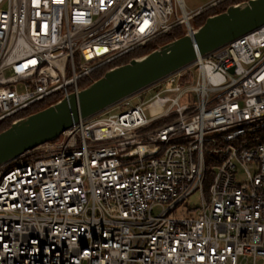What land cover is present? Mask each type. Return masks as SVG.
I'll list each match as a JSON object with an SVG mask.
<instances>
[{"label": "built area", "instance_id": "obj_1", "mask_svg": "<svg viewBox=\"0 0 264 264\" xmlns=\"http://www.w3.org/2000/svg\"><path fill=\"white\" fill-rule=\"evenodd\" d=\"M224 1L0 0V122ZM0 264H264V24L0 164Z\"/></svg>", "mask_w": 264, "mask_h": 264}, {"label": "water", "instance_id": "obj_2", "mask_svg": "<svg viewBox=\"0 0 264 264\" xmlns=\"http://www.w3.org/2000/svg\"><path fill=\"white\" fill-rule=\"evenodd\" d=\"M264 24V0H246L209 16L193 37L175 38L113 67L77 94L14 121L0 132V164L56 140L74 121L100 113Z\"/></svg>", "mask_w": 264, "mask_h": 264}, {"label": "trees", "instance_id": "obj_3", "mask_svg": "<svg viewBox=\"0 0 264 264\" xmlns=\"http://www.w3.org/2000/svg\"><path fill=\"white\" fill-rule=\"evenodd\" d=\"M242 1H246V0H226L224 2H221L217 6H215L211 9L205 11L204 13L196 16L192 22L194 25L200 26L206 21V19L209 16L221 13V12L225 11L230 5H232L234 3H240ZM183 35H184L183 26H181V25L176 26L167 34H162L160 36H157L156 38H154L151 41H149L148 43H146L144 46L138 47L134 51H132L129 54H126L123 57L117 59L116 61L109 64L108 66L102 67V68L94 71L90 77H86V78L81 79L79 84L82 88L87 87L89 84L92 83V81L97 80L101 76H103V74L106 71H108L109 69L116 67V66H119V65L126 64L133 58L141 57L145 54H148L151 51H153L154 49H156L158 46L163 45V44H165V43H167V42H169L175 38L181 37ZM163 37H167L168 39L159 43V40ZM60 98H61L60 96H56L53 98H48V99L41 101L35 105H32L29 108H27L26 110L20 112L18 117H26L32 113L38 112V111L50 106L51 104L57 102ZM12 123H13V119H8V120H5L3 122H0V132L7 129ZM213 156H214V153L209 152V151H207L205 154L206 166H207L206 177H205V188L206 189L210 185V182H211V179L213 176V172H214L213 166L216 164V161L214 160Z\"/></svg>", "mask_w": 264, "mask_h": 264}, {"label": "rangeland", "instance_id": "obj_4", "mask_svg": "<svg viewBox=\"0 0 264 264\" xmlns=\"http://www.w3.org/2000/svg\"><path fill=\"white\" fill-rule=\"evenodd\" d=\"M208 0H185V3L187 7L195 9L198 8L201 5H204ZM168 39L167 37H163L159 40L160 42L165 41ZM151 95V93H147V95L144 98H148ZM141 101L139 98H134L133 99V104H137ZM241 177H244L243 174H241ZM202 199H201V193L199 190L194 192L187 200H186V205H188L190 208L196 209L198 211V208L201 207Z\"/></svg>", "mask_w": 264, "mask_h": 264}]
</instances>
